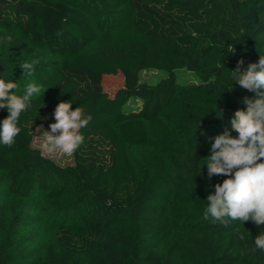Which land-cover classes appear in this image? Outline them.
I'll list each match as a JSON object with an SVG mask.
<instances>
[{"label":"trees","instance_id":"trees-1","mask_svg":"<svg viewBox=\"0 0 264 264\" xmlns=\"http://www.w3.org/2000/svg\"><path fill=\"white\" fill-rule=\"evenodd\" d=\"M260 55L264 0H0V79L17 95L42 86L15 144H0V264H264L254 245L264 225L203 218L227 178L207 176L212 138L254 96L231 71ZM32 60L26 75L20 64ZM147 69L167 74L152 84ZM180 70L198 81L181 82ZM117 74L111 95L103 80ZM133 99L139 109L126 108ZM61 101L92 116L67 165L33 146ZM35 195L55 218L38 253L18 233Z\"/></svg>","mask_w":264,"mask_h":264},{"label":"clouds","instance_id":"clouds-1","mask_svg":"<svg viewBox=\"0 0 264 264\" xmlns=\"http://www.w3.org/2000/svg\"><path fill=\"white\" fill-rule=\"evenodd\" d=\"M10 35L5 42H10ZM234 52V50L232 51ZM38 60L20 64L24 74L32 75ZM240 59L231 71L233 81L254 96L242 98L246 105L237 109L230 121V129L216 135L211 143V155L207 156L206 167L209 180L213 176L227 177L214 185V194L207 196V207L203 218L227 226L232 221L240 224L251 221L256 226L264 225V56L257 62L244 67ZM17 84L0 79V109L8 115L0 121V144L12 147L22 131L19 127L21 114L30 107L31 98L40 95L42 86L31 82L26 85L23 95H17ZM71 101H61L54 110L55 123L50 131H43V148L49 153L59 151L72 156L84 143L81 130L92 120L84 109L73 110ZM232 132L238 135L233 136ZM243 239V236H241ZM255 248L264 251V232L255 237Z\"/></svg>","mask_w":264,"mask_h":264},{"label":"rangeland","instance_id":"rangeland-1","mask_svg":"<svg viewBox=\"0 0 264 264\" xmlns=\"http://www.w3.org/2000/svg\"><path fill=\"white\" fill-rule=\"evenodd\" d=\"M125 23V22H123ZM124 25V24H123ZM181 82H197L198 78L191 72L186 70H180L179 72ZM167 73L165 71H160L156 69H147L142 71L141 80L148 83H156ZM104 88L113 95L118 88L123 86L124 78L121 74L117 75H108L104 77L103 80ZM142 102L138 99L131 100L126 108L128 109H139ZM43 131H50V128H47L43 125L38 126L34 130V139L33 146L39 148L46 156H49L56 160L58 163L62 165L72 164L74 163V155L67 156L59 151L49 154L43 148ZM31 202L38 207L33 210L31 213H28L30 206L26 203L23 206V210L25 214H22L20 229H18V233L21 236L20 246L24 249H28L30 251H37L41 249L40 246H44V244L53 240V234L55 230L54 217L52 216V211H48L45 207L44 201L42 202L38 195H35V198ZM35 202V203H34ZM66 219L70 223H76V217H72L71 215H67ZM16 228V227H14ZM17 230V228H16Z\"/></svg>","mask_w":264,"mask_h":264}]
</instances>
